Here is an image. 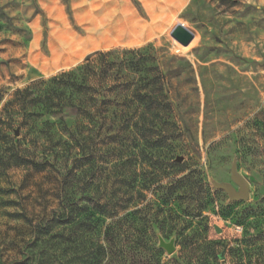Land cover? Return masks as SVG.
Returning <instances> with one entry per match:
<instances>
[{"label":"rangeland","instance_id":"1","mask_svg":"<svg viewBox=\"0 0 264 264\" xmlns=\"http://www.w3.org/2000/svg\"><path fill=\"white\" fill-rule=\"evenodd\" d=\"M87 56L107 114L16 94ZM0 264H264V0H0Z\"/></svg>","mask_w":264,"mask_h":264},{"label":"trees","instance_id":"2","mask_svg":"<svg viewBox=\"0 0 264 264\" xmlns=\"http://www.w3.org/2000/svg\"><path fill=\"white\" fill-rule=\"evenodd\" d=\"M129 65L130 63L127 62V68H125L126 70L128 69ZM110 69L111 68L109 65L106 67L98 66L95 60L90 59V56H87L83 63L77 65L71 70L61 72L47 80L33 82L26 88L17 90L16 94L19 95L23 103H41L47 112L57 115L60 122L62 123L64 122L63 112L65 110H72L74 115L77 117H83L85 115H87V117H92L97 113H101V110L102 112L104 111V114H107L113 106H118L119 103L115 102V105H111L110 103H112V100L109 98L110 94H105L102 90H98V86L104 84L107 86L106 91L112 95L111 87L113 85H111L109 82L111 75ZM128 84V80L124 79L122 84L123 88L120 91L123 97L121 105L124 106L127 104L129 98H131L133 94L139 101H143V99L148 96V91H141L140 89H135L134 91H131V94H129L128 92L130 91V88ZM158 85H161V83L159 82ZM103 93L104 95L101 96ZM99 98L102 100L99 102V104H96V101ZM159 103L160 102L158 99L155 101L152 99L149 104L152 106L155 104V106H157ZM100 104H102V107ZM149 104H147V106H149ZM120 112L121 120L119 123L121 126H123L128 121L127 112L124 110H120ZM104 116L105 115L102 116V119L106 120L107 118ZM64 125L66 124L64 123ZM70 135V137H72V134ZM78 141L80 142V139L75 138V142L78 143ZM146 147L148 149L147 153H151L152 155L153 151H160L166 146L158 145L156 141L151 143L148 141ZM76 159L79 158L76 157ZM34 165L38 166L39 164L38 162H34ZM68 175L69 174L63 176L62 182L59 186L57 197L58 208L60 211L64 210L67 203L69 202L68 195L65 192V187L68 183ZM122 202H127V200H118L117 203ZM107 204L108 203L106 202H98L96 204L95 210H98L100 214L106 216L105 209L108 206ZM63 217L64 213L61 212L56 220L60 222L62 221Z\"/></svg>","mask_w":264,"mask_h":264},{"label":"water","instance_id":"3","mask_svg":"<svg viewBox=\"0 0 264 264\" xmlns=\"http://www.w3.org/2000/svg\"><path fill=\"white\" fill-rule=\"evenodd\" d=\"M190 38L191 35L185 39V42L189 41ZM177 160L180 161L181 158H178ZM230 178L237 185V189L229 183H216L215 186L224 190L228 194L230 200L247 199L249 196V183L239 172H237L235 163H232L231 165ZM159 242L160 246L165 248L167 253H171L174 250L172 241L165 242L160 239Z\"/></svg>","mask_w":264,"mask_h":264}]
</instances>
